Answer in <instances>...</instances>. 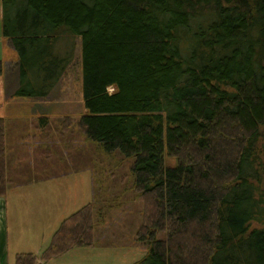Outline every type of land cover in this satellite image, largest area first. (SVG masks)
<instances>
[{
	"label": "trees",
	"instance_id": "1",
	"mask_svg": "<svg viewBox=\"0 0 264 264\" xmlns=\"http://www.w3.org/2000/svg\"><path fill=\"white\" fill-rule=\"evenodd\" d=\"M0 2L13 96H49L79 47L84 113L69 120L128 161L118 178L141 201L145 249L134 264H264V0ZM4 150L0 118V195ZM107 200L95 192L63 219L39 259L97 245L95 219L120 205Z\"/></svg>",
	"mask_w": 264,
	"mask_h": 264
},
{
	"label": "crops",
	"instance_id": "2",
	"mask_svg": "<svg viewBox=\"0 0 264 264\" xmlns=\"http://www.w3.org/2000/svg\"><path fill=\"white\" fill-rule=\"evenodd\" d=\"M1 52L10 54L11 58L2 65L0 75L5 176L8 182L13 180L19 184H29H18L0 195V264H14L15 256L19 253L36 255L38 264H87V248L91 247L98 249L100 259L101 254L118 258L116 249L130 251L135 246L139 247L143 257L145 249L133 237L134 244L125 247H119L118 243H115V247L94 245L72 249L48 262L39 259L63 219L87 205L86 201L82 205L61 202V197L71 194L81 184L88 183L93 189V171L87 170L85 135L69 120L71 116L63 114L58 127L50 125L51 112H54L50 95L46 98L13 96L18 84V56L7 38L3 40ZM61 131L66 135H61ZM54 157L56 160H53ZM41 170L43 173L38 172ZM87 172L91 178L87 177ZM49 220L53 224L49 225ZM104 236L98 238L101 243H105ZM141 258L125 256L120 262L134 264ZM106 262L112 264V261Z\"/></svg>",
	"mask_w": 264,
	"mask_h": 264
},
{
	"label": "rangeland",
	"instance_id": "3",
	"mask_svg": "<svg viewBox=\"0 0 264 264\" xmlns=\"http://www.w3.org/2000/svg\"><path fill=\"white\" fill-rule=\"evenodd\" d=\"M4 39H6V37H4L2 33V8L0 2V60L2 65L6 60L11 59L10 54L1 52ZM76 42L78 45L79 39H76ZM75 54V59L68 65L63 77L50 93V99L54 104L51 107L54 109V112H51L52 123H50V125L52 127H58V121L61 119L63 114L78 119L80 114L84 112L82 106L80 52L78 46ZM109 91H112V89ZM55 111H58L59 113ZM60 133L61 135H66L64 131H61ZM56 151L58 150L56 149ZM54 159L56 160L55 157L53 160ZM87 170L93 171L96 175L95 179L97 182L95 186H93V189L88 183L85 185L81 184V186L72 191L71 194L61 197V202H73L74 205H82L83 201H86L87 203L91 201L92 191L93 194L95 192H100L101 195H104V197L108 199L107 202H112L111 205L113 203L115 205H120L111 209L106 214L103 219V223H98V219H95V222L97 223L94 228L95 239L97 242V245L95 246L101 245L104 247H115V243H118L120 245L119 247L133 245L134 234L136 233L137 227L142 220V204L129 186L125 185V191H122L123 185L121 186V182H119V173L128 171V161L118 158L117 156H114V160H111L104 156L96 145L87 141ZM111 170L116 173L115 179L113 177H109ZM38 172L43 173V170ZM87 177L91 178L90 173L88 172ZM125 181H128V178H123V182ZM9 183V188L7 189L8 191H10L13 186H17L19 184L13 180ZM27 184L29 183L24 182L19 184V186ZM104 187H106V191H104ZM48 224L51 225L53 222L49 220ZM102 235H105V243H101V239H98ZM138 248L139 247L135 246L130 251L127 249H116L118 251L115 253L118 258H115L114 256L108 257L105 254H101L102 259H100L97 255V248H87V264H107L106 261H112V264H121V258H124L125 256H129L132 259H138L141 258L143 254L139 253ZM108 258L110 259L108 260Z\"/></svg>",
	"mask_w": 264,
	"mask_h": 264
}]
</instances>
